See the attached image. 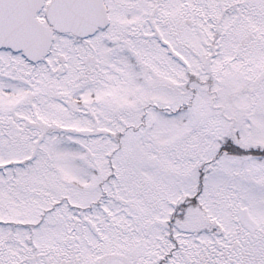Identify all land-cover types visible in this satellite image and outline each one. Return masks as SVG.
<instances>
[{"label":"snow or ice","instance_id":"6c2138e0","mask_svg":"<svg viewBox=\"0 0 264 264\" xmlns=\"http://www.w3.org/2000/svg\"><path fill=\"white\" fill-rule=\"evenodd\" d=\"M0 264H264V0H0Z\"/></svg>","mask_w":264,"mask_h":264}]
</instances>
